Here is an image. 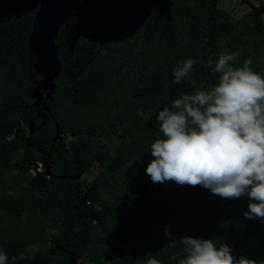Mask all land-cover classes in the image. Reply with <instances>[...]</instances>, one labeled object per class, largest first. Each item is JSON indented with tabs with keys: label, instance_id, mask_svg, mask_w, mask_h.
I'll return each mask as SVG.
<instances>
[{
	"label": "trees",
	"instance_id": "trees-1",
	"mask_svg": "<svg viewBox=\"0 0 264 264\" xmlns=\"http://www.w3.org/2000/svg\"><path fill=\"white\" fill-rule=\"evenodd\" d=\"M89 1L60 25L61 72L42 105L34 89L43 76L31 50L41 3L0 24V251L8 264H178L185 237L264 261V222L244 216L248 197L153 183L146 173L150 146L163 138L159 111L217 82L209 57L239 53L234 67L251 58L252 70L264 73L261 11L235 21L218 0H169L137 34L101 46L77 33ZM189 58L200 63L176 84L173 71ZM94 167L93 181L78 179Z\"/></svg>",
	"mask_w": 264,
	"mask_h": 264
},
{
	"label": "clouds",
	"instance_id": "clouds-1",
	"mask_svg": "<svg viewBox=\"0 0 264 264\" xmlns=\"http://www.w3.org/2000/svg\"><path fill=\"white\" fill-rule=\"evenodd\" d=\"M239 55L222 53L215 61L209 57L208 67L220 74L217 82L185 93L159 111L163 138L150 146L154 159L146 173L153 183L200 185L224 199L248 197L244 216L264 222V73L252 70L251 58L234 67ZM198 63L189 58L175 68L174 82L182 83ZM137 115L145 118L143 111ZM164 234L170 235L168 229ZM178 242L186 256L178 264H264L237 259L230 246L217 247L212 240L185 237ZM0 264H8L6 252L0 251ZM147 264L161 261L149 258Z\"/></svg>",
	"mask_w": 264,
	"mask_h": 264
},
{
	"label": "water",
	"instance_id": "water-1",
	"mask_svg": "<svg viewBox=\"0 0 264 264\" xmlns=\"http://www.w3.org/2000/svg\"><path fill=\"white\" fill-rule=\"evenodd\" d=\"M89 2L92 7H87L84 22L77 33H83L85 37L103 45L137 34L154 5L166 8L169 0H121L122 10L117 17L109 9V5L116 3V0ZM83 4L81 0H0V24L11 17L21 18L22 13L34 12L39 7L38 24L34 30L31 50L35 57L34 68L41 73L43 80L35 88L34 94L39 95V91L49 90V96L54 92V80L61 72L55 40L60 25ZM47 172L49 173V170Z\"/></svg>",
	"mask_w": 264,
	"mask_h": 264
},
{
	"label": "rangeland",
	"instance_id": "rangeland-1",
	"mask_svg": "<svg viewBox=\"0 0 264 264\" xmlns=\"http://www.w3.org/2000/svg\"><path fill=\"white\" fill-rule=\"evenodd\" d=\"M217 6L227 11L233 17L235 21H239L246 13H248L254 8H257L258 10L261 11L263 22H264V0H218ZM24 13L28 14L30 12L26 11ZM25 14L22 13V16ZM59 137L61 138L60 135ZM71 138L73 139L74 137H71ZM117 147H118L117 142H113L112 148L117 149ZM98 170H99L98 168L94 167L89 174L87 175L81 174L78 176V179L91 182L97 176ZM33 215L34 214H29L27 219L30 220L33 217ZM220 230L221 232H223L224 229L220 228ZM146 231L149 232L150 228L148 227ZM23 250L24 248L21 245L19 247V251L21 254L23 253ZM114 258L116 259L118 263L123 262V258L120 256L115 255ZM75 262L77 263L78 261L76 260ZM106 262H107V259H106Z\"/></svg>",
	"mask_w": 264,
	"mask_h": 264
},
{
	"label": "flooded vegetation",
	"instance_id": "flooded-vegetation-1",
	"mask_svg": "<svg viewBox=\"0 0 264 264\" xmlns=\"http://www.w3.org/2000/svg\"><path fill=\"white\" fill-rule=\"evenodd\" d=\"M121 0H116V3H111L110 5H109V9H110V11L111 12H114V15H116V17L117 16H119L120 15V13H121V10H122V5H121V2H120ZM157 6H158V4H157ZM154 7H156V4L154 5ZM154 7H153V9H154ZM152 9V10H153ZM151 10V11H152ZM140 31V30H139ZM138 31V32H139ZM137 32V33H138ZM129 37H132V36H129ZM126 38H128V37H126ZM126 38H124L123 40H125ZM121 41V40H120ZM95 43H98V44H100L101 46H102V44L100 43V42H95ZM105 44V43H104ZM35 90V89H34ZM43 92H45V94L43 95ZM48 93H49V90H46V91H43V90H41V91H39V95L38 94H35L36 96H37V103L39 104V105H42V104H45V102H43V100L46 98L47 99V96H48ZM45 97V98H44Z\"/></svg>",
	"mask_w": 264,
	"mask_h": 264
},
{
	"label": "built area",
	"instance_id": "built-area-1",
	"mask_svg": "<svg viewBox=\"0 0 264 264\" xmlns=\"http://www.w3.org/2000/svg\"><path fill=\"white\" fill-rule=\"evenodd\" d=\"M44 162H40V163H38V169H37V171L38 172H42L43 171V167H44Z\"/></svg>",
	"mask_w": 264,
	"mask_h": 264
}]
</instances>
